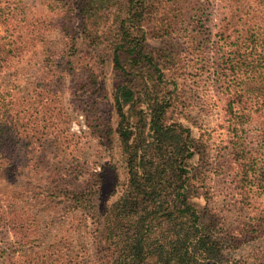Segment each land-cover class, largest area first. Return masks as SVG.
<instances>
[{
	"label": "trees",
	"instance_id": "obj_1",
	"mask_svg": "<svg viewBox=\"0 0 264 264\" xmlns=\"http://www.w3.org/2000/svg\"><path fill=\"white\" fill-rule=\"evenodd\" d=\"M246 1L260 17L236 26L216 24L201 0H56L76 24L62 26L66 49L111 46L122 79L114 103L128 183L105 211L109 264H225L231 242L264 237V0ZM63 196L72 213L94 216L95 191ZM235 212L241 230L225 220Z\"/></svg>",
	"mask_w": 264,
	"mask_h": 264
},
{
	"label": "rangeland",
	"instance_id": "obj_2",
	"mask_svg": "<svg viewBox=\"0 0 264 264\" xmlns=\"http://www.w3.org/2000/svg\"><path fill=\"white\" fill-rule=\"evenodd\" d=\"M201 1L216 24L260 17L253 1ZM61 7L56 0H0V121L7 126L0 137V264L111 262L105 211L128 183L114 103L122 79L111 46L66 49L71 39L62 26L70 21ZM189 83L187 90L196 89ZM70 189L96 192L94 216L70 211L63 196ZM220 191L217 206L225 199ZM225 217L242 229L239 213ZM234 241L225 264H264V237L237 248Z\"/></svg>",
	"mask_w": 264,
	"mask_h": 264
}]
</instances>
